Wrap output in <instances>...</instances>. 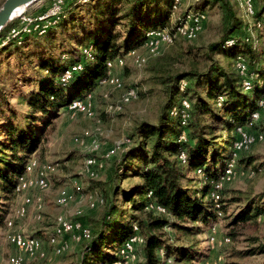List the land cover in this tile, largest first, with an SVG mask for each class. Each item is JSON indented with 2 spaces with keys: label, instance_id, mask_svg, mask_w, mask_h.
Segmentation results:
<instances>
[{
  "label": "trees",
  "instance_id": "trees-1",
  "mask_svg": "<svg viewBox=\"0 0 264 264\" xmlns=\"http://www.w3.org/2000/svg\"><path fill=\"white\" fill-rule=\"evenodd\" d=\"M221 1L195 2L170 24L173 7L176 8L174 0H68L50 20L53 24L49 22L42 30L32 31L31 27L30 32L22 33L23 23L8 25L0 34V57L10 51L18 54L16 71H24L25 63L31 66L32 60L37 59L39 68L50 78L37 83L39 90L27 99L33 114L26 127L9 118L0 124V193L7 196L16 190L21 177L34 169L30 155L37 151L44 128L61 110L72 113L70 106L86 100L90 94L82 98L98 81L106 82L108 67L114 72L124 64H120L121 55L134 51L149 40V35L162 33L166 28L174 39L185 37L178 33L186 29L193 15L188 11L206 14L202 5ZM254 2L253 23L241 20L228 3L221 4L224 27L219 39L206 47L212 60L206 71L192 69L161 79L166 87V101L157 123H139L124 151L114 160L112 182L119 178L136 182H130L125 189L122 185L112 186V182L100 184L105 192L101 216L89 224L79 221L88 232L78 242L83 245L81 264H125L122 252L132 240V255L136 256V251L142 256V264H164L165 260L194 262L203 258L193 247L178 245L171 233L193 235L200 231L199 227L210 230L225 216L226 209L222 192L217 202L212 197L216 183L232 163L239 170L252 168L258 161L248 151L232 159L239 140L238 128L244 132L246 127L247 133L254 135L263 134L259 130L264 128L259 120L253 121L255 114L261 115L260 103L264 101V54L258 50L255 36L247 31L248 27L262 30L260 36L264 37V0ZM120 26L125 29L124 34L116 33ZM12 30L15 38L10 37ZM17 31L21 34L16 37ZM59 46L72 49L60 54ZM217 56L233 59L235 72L216 60ZM5 87L0 78V103L6 98ZM183 100L190 105L184 101L182 106ZM173 110L180 113L178 117L172 116ZM216 110L225 114L229 126L236 130V136L224 142L210 138L211 128L204 122L206 116L217 117ZM258 167L253 169L258 171ZM193 170L204 172L196 188L192 184L197 179L189 178ZM260 216H264V193L262 200L249 199L239 213L232 214V224L247 223ZM4 218L0 214V225ZM226 240L232 242L230 237ZM257 254H264V245L241 256Z\"/></svg>",
  "mask_w": 264,
  "mask_h": 264
},
{
  "label": "rangeland",
  "instance_id": "rangeland-1",
  "mask_svg": "<svg viewBox=\"0 0 264 264\" xmlns=\"http://www.w3.org/2000/svg\"><path fill=\"white\" fill-rule=\"evenodd\" d=\"M198 1L201 0H174L177 4L176 8L173 7L170 24L176 22L180 14ZM4 2L5 0H0V8ZM224 2L233 8L241 20L253 23L254 0H222L220 3L202 5L201 8L206 13L205 18L204 20L200 18L201 27L192 39L177 36L172 42L164 41L163 34L170 32L169 28L161 31L162 33L149 35V40L145 44L120 56L124 63L122 66L117 67L114 72L111 70L112 67H108L109 79L106 82L98 81L99 83L97 82V85L82 98L85 99L90 94L86 100L82 101L84 110L82 108L81 111L73 110L71 106L72 113L67 109L61 110L51 124L44 128L37 151L30 155L31 159L38 161L37 164H32L34 169L36 167L38 169L27 170L15 187L16 190L11 194L5 196L0 193V214L5 216L0 225V264H13V260H19L21 264H81L83 245L77 243L79 241L73 234L65 235V240L58 242L65 249L61 254L53 252L48 244L49 237L62 224L80 223L86 228L80 219L87 224L90 220L101 216L105 192L100 184L113 181L114 160L124 151L129 143V137L139 123L156 124L158 121L160 109L166 101V87L161 79L192 69L204 72L212 64L206 47L216 42L222 34L224 21L221 4ZM63 4L55 3L54 0L38 1L18 15L9 25L16 22L23 23L21 25L27 26V32L31 31V27H33L32 31L37 32L61 12ZM257 6L260 7V3H257ZM187 14H195L198 18L204 13L190 10ZM193 20L189 18L188 25L196 28L192 23ZM14 29L18 28L14 27ZM13 30L10 32L11 38H15L12 37ZM247 31L255 36L256 46L264 54V37L260 36L263 31L253 30L251 27H248ZM118 32L125 33L123 26L116 29V33ZM18 34L19 31L15 32L14 36L17 37L21 33ZM156 36L157 39H154ZM71 49V46H66L64 49L59 46L58 52L62 54ZM215 59L220 60L227 69L235 72L233 59L218 56ZM25 64L24 71H16L19 65L18 54L10 51L0 57V78L6 85V98L0 103V124H4L9 118L15 124L26 127L33 114L27 99L32 92L39 90L37 83L50 78L49 73L39 68L40 62L37 59L32 60L31 66ZM239 67L243 72V66L239 64ZM9 72L14 73V76ZM131 90L134 91L135 96L127 101L126 96ZM184 101L187 100L182 101V106ZM262 103L260 107L263 110L258 122L263 128L264 103ZM189 110L190 107L187 112ZM171 113L173 117H178L180 114L174 110ZM215 115L217 117H204L206 126L208 129L211 128L210 138L214 137L217 141L224 142L236 136V130L229 126L230 121L227 116L220 110H216ZM180 120L182 125H185L182 115ZM238 129L239 137L242 135L245 139L235 144L233 154H237L236 159L240 152L248 151V155L256 156L258 161L248 169L236 170L235 163L230 165L226 172L230 173L218 184L216 183L213 192L215 190L222 192L226 209L224 217H221L222 214L219 213L221 219L210 229L211 231L205 227H199L200 231L193 235L185 232L171 233L178 245L185 248L193 247L199 254H203V258L194 262L165 260L164 264H264V254L241 256L243 252L264 245V216L237 225L232 224L231 217L232 214L239 213L249 199L262 200L264 128L259 130L263 134L257 135L247 133L246 127L244 134L238 132ZM2 138L4 140V137ZM237 146L243 149L240 150ZM113 149L117 152V156L109 160L108 158L112 157L108 154H111L110 151ZM90 158L96 159V163L92 166H88L90 164L87 161ZM256 166H259L260 170L255 171L253 168ZM40 171H44L43 173L47 175L48 187L45 190H39L32 183L27 189L19 187L24 180L36 181ZM203 175L204 172L202 174L201 170L197 172L193 170L189 173L190 179H197L192 187H199L200 180L204 178ZM133 180L123 181L119 178L111 185H122L125 189L130 182L131 184L136 182ZM208 198L206 200H209ZM118 199L121 201V197ZM38 200H41V208L38 206ZM23 207L26 208V212L18 215L17 211ZM125 208L129 206L126 205ZM8 220L12 222L10 228L7 227ZM137 232L139 234V231H135V234ZM17 234L39 238L43 242L44 256H30L17 251L10 240ZM228 237L232 239V242L225 241ZM132 241L127 243L126 249L122 252L126 259L125 264H142V256L136 251V256L132 255Z\"/></svg>",
  "mask_w": 264,
  "mask_h": 264
},
{
  "label": "bare ground",
  "instance_id": "bare-ground-1",
  "mask_svg": "<svg viewBox=\"0 0 264 264\" xmlns=\"http://www.w3.org/2000/svg\"><path fill=\"white\" fill-rule=\"evenodd\" d=\"M177 4V2H175ZM59 9V7L57 8ZM189 18H193V22L194 23V27L188 25V21L186 23V29L185 30H181L178 35H182V36H185L186 38H192L194 37V35L196 34V31L199 30V28L201 27V20L200 18H202V20H204L205 18V14H202L200 17L197 18V16H195V14L191 15ZM200 20V23L196 24V21ZM198 27V28H197ZM164 36V41H168V42H172L173 38L172 36L169 34V32L163 34ZM123 61H120V64L122 65ZM241 67V66H240ZM239 67V68H240ZM128 93V92H127ZM135 96V93L134 91H130L128 94H127V101H129L131 98H133ZM83 100L81 101H78V102H75L71 105V108L73 110H78V111H81V108L82 110H84V104L82 102ZM264 103V101H262ZM262 103V104H263ZM261 105V104H260ZM264 105V104H263ZM185 106L188 107L187 103H185ZM75 107V108H74ZM260 117V114L257 113L253 116V121H256L258 120ZM238 131L242 132L241 134H244L243 130L242 129H239ZM96 147V146H94ZM235 148V147H234ZM238 149H243V147H240V146H237ZM111 154H108L109 156H113L115 155L117 152L113 149L110 151ZM236 157H237V154H233V161L236 160ZM182 158H184V155H182ZM96 159L95 158H90L87 162L90 164L88 166H92L93 164L96 163L95 161ZM232 161V162H233ZM32 164L35 165L37 164V161L35 159H33L32 161ZM233 164V163H232ZM231 164V165H232ZM234 165V164H233ZM44 171H40V176L38 177V179L36 181H22L21 184H23L22 188L23 189H27V187L32 183V184H35L36 185V188H38L39 190H45L48 186V181H47V175H45L43 173ZM201 173V172H200ZM230 172L226 173L224 176H226L227 174H229ZM223 176V177H224ZM221 178L219 180V182L221 180H223L224 178ZM218 182V183H219ZM217 183V184H218ZM219 193L220 191L219 190H215L212 194V197L214 198L215 201H218L219 199ZM41 200H38V206L39 208H41ZM26 212V208H20L18 211H17V214H24ZM7 227H12V222L10 220H8L7 222ZM87 230H85V228L80 224V223H69V224H62L50 237H49V240H48V244L51 246V248L53 249V252L56 251V254H61L65 251V249H63L64 246L62 245H59L58 242H60V240H63L64 236L67 235V234H73V236H75V238H77L78 241H81L82 238L86 237L87 236ZM10 240L12 241L14 247L19 250L20 252L22 253H25V254H28L30 256H44V251H43V242H41L39 240V238H34L32 236H28V235H25V234H17V235H14L10 238ZM134 241V240H133ZM227 243H228V240H225ZM46 256V254H45ZM13 264H21L19 262V260H13Z\"/></svg>",
  "mask_w": 264,
  "mask_h": 264
},
{
  "label": "water",
  "instance_id": "water-1",
  "mask_svg": "<svg viewBox=\"0 0 264 264\" xmlns=\"http://www.w3.org/2000/svg\"><path fill=\"white\" fill-rule=\"evenodd\" d=\"M41 0H5L0 8V34L18 15Z\"/></svg>",
  "mask_w": 264,
  "mask_h": 264
},
{
  "label": "built area",
  "instance_id": "built-area-1",
  "mask_svg": "<svg viewBox=\"0 0 264 264\" xmlns=\"http://www.w3.org/2000/svg\"><path fill=\"white\" fill-rule=\"evenodd\" d=\"M55 1V3H66L68 0H54ZM26 20V19H25ZM198 23H200V20H198V21H196V24H198ZM21 28H22V33H25V32H27V26L25 27V26H21ZM13 33V32H12ZM154 39H157V36L154 38ZM245 76V75H244ZM75 108V107H74ZM245 138H244V136H242V135H240V137H239V141L238 142H240L241 140H244ZM20 186H23V184H20L19 185V187Z\"/></svg>",
  "mask_w": 264,
  "mask_h": 264
},
{
  "label": "crops",
  "instance_id": "crops-1",
  "mask_svg": "<svg viewBox=\"0 0 264 264\" xmlns=\"http://www.w3.org/2000/svg\"><path fill=\"white\" fill-rule=\"evenodd\" d=\"M246 17H248V16L246 15ZM32 190H36V189H32ZM28 191H31V190H28ZM26 192H27V191H26ZM64 238H65V236H64ZM64 238H63V239H64ZM64 240H65V239H64ZM68 242H69V241H68ZM76 242H77V241H76ZM77 243H78V242H77Z\"/></svg>",
  "mask_w": 264,
  "mask_h": 264
}]
</instances>
